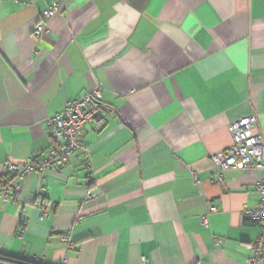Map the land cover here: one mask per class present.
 <instances>
[{
  "label": "crops",
  "instance_id": "crops-1",
  "mask_svg": "<svg viewBox=\"0 0 264 264\" xmlns=\"http://www.w3.org/2000/svg\"><path fill=\"white\" fill-rule=\"evenodd\" d=\"M52 1L60 15L36 38ZM96 88L101 119L85 125L83 148L0 203V253L36 264H244L259 233L244 213L263 176L227 170L218 183L213 157L242 118L256 116L264 140V0H0V179L3 163L53 147L46 120Z\"/></svg>",
  "mask_w": 264,
  "mask_h": 264
},
{
  "label": "built area",
  "instance_id": "built-area-1",
  "mask_svg": "<svg viewBox=\"0 0 264 264\" xmlns=\"http://www.w3.org/2000/svg\"><path fill=\"white\" fill-rule=\"evenodd\" d=\"M60 15V5L52 1L49 7L40 14L41 24L33 30L34 37L49 33L47 24L54 17ZM102 91L96 88L86 93L82 98L65 102L60 112L46 120L48 134L52 140L51 147L43 155L29 158L22 163L5 162L1 165L3 175L0 179V203H16L20 199L21 182L33 174L44 175L48 171L58 170L68 164L77 150L83 148L82 132L86 124L101 119ZM256 116L242 118L229 125L228 132L233 145L225 153H218L213 157L218 172L214 175L216 182L221 183L222 173L227 170L244 173H261L263 178L256 184L258 194L257 206L253 210L245 211L244 219L256 224L259 231L256 241L248 246L250 253L244 264L264 263V140L259 134L252 133L256 124ZM84 165L90 167V158L85 151ZM91 183V178L85 180ZM96 198V194L89 191L87 201ZM216 211V207L208 205L207 214L201 218V224H208L207 217ZM47 216L44 207L40 208L38 221L42 222ZM25 218L20 219V226H25ZM67 241L66 238L63 239ZM142 264H148L142 260Z\"/></svg>",
  "mask_w": 264,
  "mask_h": 264
},
{
  "label": "trees",
  "instance_id": "trees-1",
  "mask_svg": "<svg viewBox=\"0 0 264 264\" xmlns=\"http://www.w3.org/2000/svg\"><path fill=\"white\" fill-rule=\"evenodd\" d=\"M0 264H36V263L24 261L18 258H12L0 253Z\"/></svg>",
  "mask_w": 264,
  "mask_h": 264
}]
</instances>
